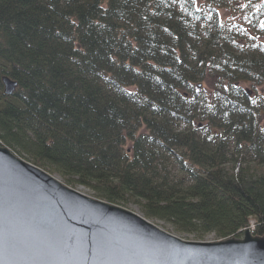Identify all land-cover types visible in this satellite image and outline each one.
Listing matches in <instances>:
<instances>
[{
	"label": "trees",
	"instance_id": "1",
	"mask_svg": "<svg viewBox=\"0 0 264 264\" xmlns=\"http://www.w3.org/2000/svg\"><path fill=\"white\" fill-rule=\"evenodd\" d=\"M261 20L264 0H0V144L180 234L263 237Z\"/></svg>",
	"mask_w": 264,
	"mask_h": 264
},
{
	"label": "water",
	"instance_id": "2",
	"mask_svg": "<svg viewBox=\"0 0 264 264\" xmlns=\"http://www.w3.org/2000/svg\"><path fill=\"white\" fill-rule=\"evenodd\" d=\"M3 83L8 95L18 87ZM0 264H264V237L185 242L0 144Z\"/></svg>",
	"mask_w": 264,
	"mask_h": 264
},
{
	"label": "rangeland",
	"instance_id": "3",
	"mask_svg": "<svg viewBox=\"0 0 264 264\" xmlns=\"http://www.w3.org/2000/svg\"><path fill=\"white\" fill-rule=\"evenodd\" d=\"M220 16L222 18V20L226 21L230 18L231 16V11L230 10H220ZM246 87H249V85H246ZM19 157V156H18ZM21 158V157H20ZM23 159V158H22ZM25 160V159H24ZM27 161V160H26ZM28 162V161H27ZM262 169V168H261ZM263 170H264V167H263ZM45 171V170H44ZM46 172V171H45ZM48 173V172H47ZM49 175H51L52 177L56 178L57 180L61 181V183L63 185H65L66 187L72 189V190H75V191H78L79 193L91 198V199H94V200H99V201H103V202H106L102 199H99L93 192H91L89 189H86L84 187H72L70 185H68L67 183H65L60 176L58 175H53L51 173H48ZM107 203V202H106ZM110 204V203H108ZM114 206H117L119 208H122L126 211H129L131 213H134L140 217H143L145 220H147L148 222H150L151 224H153L154 226L158 227L159 229L163 230L164 232L172 235V236H176L177 238L185 241V242H192V243H217V242H223V241H226V240H217L215 238V236L213 234L211 235H208L206 236L204 239H197L194 235H191V234H180L178 233L172 226L162 222V221H158V220H154V219H149L147 217H145V215L143 214L142 210L139 208L138 205H135L133 203H124V204H121V205H115V204H112ZM246 231H250V233L254 235V231H255V222L254 221H251L250 223V227H248L247 229H245L243 231V234L240 238H236V239H243L244 238V234ZM259 237V236H258ZM264 237V236H263ZM233 239V238H231ZM229 240V239H227Z\"/></svg>",
	"mask_w": 264,
	"mask_h": 264
},
{
	"label": "snow or ice",
	"instance_id": "4",
	"mask_svg": "<svg viewBox=\"0 0 264 264\" xmlns=\"http://www.w3.org/2000/svg\"><path fill=\"white\" fill-rule=\"evenodd\" d=\"M259 27L264 30V20L259 21Z\"/></svg>",
	"mask_w": 264,
	"mask_h": 264
},
{
	"label": "bare ground",
	"instance_id": "5",
	"mask_svg": "<svg viewBox=\"0 0 264 264\" xmlns=\"http://www.w3.org/2000/svg\"><path fill=\"white\" fill-rule=\"evenodd\" d=\"M220 12V11H219ZM56 179V178H55ZM59 181V180H58ZM61 182V181H60ZM176 237V236H175ZM177 238V237H176Z\"/></svg>",
	"mask_w": 264,
	"mask_h": 264
}]
</instances>
